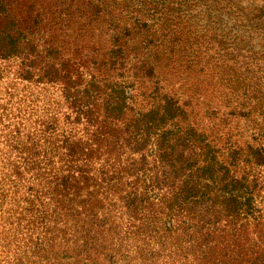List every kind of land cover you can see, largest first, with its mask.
<instances>
[{"label":"trees","instance_id":"obj_1","mask_svg":"<svg viewBox=\"0 0 264 264\" xmlns=\"http://www.w3.org/2000/svg\"><path fill=\"white\" fill-rule=\"evenodd\" d=\"M0 264H264V0H0Z\"/></svg>","mask_w":264,"mask_h":264}]
</instances>
